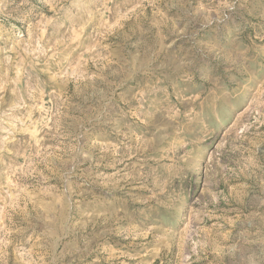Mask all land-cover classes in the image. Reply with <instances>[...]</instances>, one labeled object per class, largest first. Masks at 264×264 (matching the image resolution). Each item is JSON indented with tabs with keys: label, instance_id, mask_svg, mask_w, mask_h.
Segmentation results:
<instances>
[{
	"label": "rangeland",
	"instance_id": "rangeland-1",
	"mask_svg": "<svg viewBox=\"0 0 264 264\" xmlns=\"http://www.w3.org/2000/svg\"><path fill=\"white\" fill-rule=\"evenodd\" d=\"M0 264H264V0H0Z\"/></svg>",
	"mask_w": 264,
	"mask_h": 264
}]
</instances>
